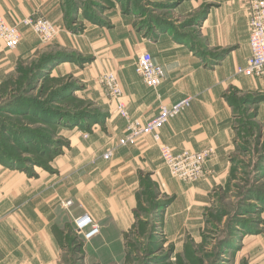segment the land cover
Listing matches in <instances>:
<instances>
[{
  "label": "crops",
  "instance_id": "obj_1",
  "mask_svg": "<svg viewBox=\"0 0 264 264\" xmlns=\"http://www.w3.org/2000/svg\"><path fill=\"white\" fill-rule=\"evenodd\" d=\"M64 2L0 0V16L15 26L37 14L63 28ZM215 2L219 7L203 25L202 48L178 43L167 33L136 44V58L148 51L163 69V82L156 91L147 88L135 73L136 58L128 74L120 73L123 102L130 115L142 122L154 118L160 106L192 99L189 108L160 129L159 142L144 136L134 146H118L115 141L125 133V121L118 118L109 127L113 142L106 143L101 151L100 141H94L91 133L76 141L58 161L60 174H41L36 183L20 178L12 183L14 186L0 188V264H66L72 258L65 244L73 243V239L76 242L75 237L81 239L74 220L83 214L99 226V233L79 242L81 249L75 246L82 264H100L94 254L106 247L110 249L102 255L110 260L107 264H124L127 241L137 219L146 221L137 215L140 195L157 193L159 188L173 200L163 208L162 225L167 234L184 233L190 224L200 222L210 192L227 180L231 163L239 156L237 101L250 100L247 105H255L257 122L264 120V82L237 74L250 56L249 0ZM19 31L21 41L12 50L15 58L32 49L26 43L30 30L19 26ZM120 44L122 50L126 48L124 42L115 46ZM222 51L227 52L220 55ZM161 145L173 153L214 150L205 165L204 179L187 184L172 178L160 157ZM109 149H113V156L104 160L103 154ZM66 202L71 204L65 206Z\"/></svg>",
  "mask_w": 264,
  "mask_h": 264
},
{
  "label": "rangeland",
  "instance_id": "obj_2",
  "mask_svg": "<svg viewBox=\"0 0 264 264\" xmlns=\"http://www.w3.org/2000/svg\"><path fill=\"white\" fill-rule=\"evenodd\" d=\"M64 6L65 26H56L54 40L44 44L30 33L25 39L30 53L17 58L1 48L0 188L12 187L20 178L36 183L41 174H60L58 161L81 141V132L92 133L101 151L113 139L109 127L120 118L101 74L114 72L120 83V73L132 69L136 44L159 33L202 48L204 22L219 4L65 0ZM121 42L123 50L122 44L115 46ZM249 103L237 101L239 156L227 180L210 192L200 222L184 233L167 234L162 205L172 198L160 188L151 195L144 192L137 215L146 221L137 219L124 264H264V120L257 122L255 105ZM75 241L79 249V242H85L82 237ZM65 245L68 252L72 244ZM108 249L94 254L100 264L110 261L102 255ZM77 251L68 252L72 260L65 257L66 264H82Z\"/></svg>",
  "mask_w": 264,
  "mask_h": 264
},
{
  "label": "built area",
  "instance_id": "obj_3",
  "mask_svg": "<svg viewBox=\"0 0 264 264\" xmlns=\"http://www.w3.org/2000/svg\"><path fill=\"white\" fill-rule=\"evenodd\" d=\"M247 12L250 56L245 65L237 69V74L261 79L264 82V0H249ZM19 26L28 28L44 44L54 40L59 32L53 23L42 16L33 15L21 20L15 26L7 24L0 16V48L12 51L18 47L21 41ZM134 71L143 84L152 90L156 91L163 82V69L153 61L148 51H143L137 56ZM100 82L114 101L117 115L125 121V133L119 138L118 146H134L137 140L144 136H151L155 142H159L160 129L191 106L192 99L190 97L183 98L170 106H160L158 114L154 118L142 122L140 119L132 117L127 110L123 102L122 87L114 72L101 74ZM80 135L82 139L89 136L86 132H81ZM159 153L169 174L184 183H193L204 178L206 175L205 165L214 156V150L211 148L200 152L173 153L166 145L159 146ZM112 156L113 149H109L103 154V159L109 160ZM70 204L71 202H66L65 206ZM74 226L84 241L92 239L99 233V226L87 214L76 218Z\"/></svg>",
  "mask_w": 264,
  "mask_h": 264
},
{
  "label": "trees",
  "instance_id": "obj_4",
  "mask_svg": "<svg viewBox=\"0 0 264 264\" xmlns=\"http://www.w3.org/2000/svg\"><path fill=\"white\" fill-rule=\"evenodd\" d=\"M48 58H49V60H52V59H54V56H53V58H52L51 56H50V57H48ZM147 192H150V193H149V195H151V194H153V193H154L153 191H147ZM147 192H146V193H147ZM162 206H163V207H162ZM162 206H161V207H162V208H164V205H162ZM139 207H140V209L142 208V207H141V205H140V203H139V206H138V208H139ZM138 208H137V210H138ZM137 213H138V212H137ZM134 228H135V227H134ZM134 228H133V229H134ZM69 244H70V245L72 244V246L69 248V249H70L69 251H70V253H72V254H73V252H75V244H74V239H73V243H69ZM80 244H81V243H80Z\"/></svg>",
  "mask_w": 264,
  "mask_h": 264
}]
</instances>
